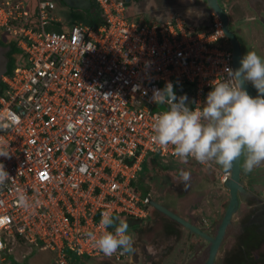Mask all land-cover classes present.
<instances>
[{
    "label": "built area",
    "instance_id": "2783aa9c",
    "mask_svg": "<svg viewBox=\"0 0 264 264\" xmlns=\"http://www.w3.org/2000/svg\"><path fill=\"white\" fill-rule=\"evenodd\" d=\"M96 2L100 24L61 27L55 0H37L34 17L26 0H0V28L18 37L25 55L0 92V141L11 153L0 156L10 175L0 186V264H11L10 245L21 238L59 264H72L70 251L103 254L86 233L102 231L104 212L146 216L150 193L133 181L149 154L175 157L172 146L150 139L153 118L167 110L151 100L154 89L171 82L178 98L192 90L195 110L226 79L224 68L234 70L219 20L211 31H192L180 19H134L125 0ZM211 167L225 184L230 173Z\"/></svg>",
    "mask_w": 264,
    "mask_h": 264
},
{
    "label": "flooded vegetation",
    "instance_id": "af4514ba",
    "mask_svg": "<svg viewBox=\"0 0 264 264\" xmlns=\"http://www.w3.org/2000/svg\"><path fill=\"white\" fill-rule=\"evenodd\" d=\"M144 8L146 17L166 20L151 23L167 24L180 19L192 31H211L219 20L230 35H225L222 41L232 51L233 58L239 51L242 57L245 55L244 45L248 52L255 51L264 58V5H256L253 0H146ZM140 16L141 19L143 14ZM0 33L4 35L1 28ZM246 83L258 95L257 89ZM173 167L185 168L180 164L159 163L152 167V172L141 173L144 184L149 186L146 187L152 195L160 198V204L150 206L151 213L143 218H127L135 251L119 259L104 254L82 257L80 264H186L204 252L218 233L226 220L233 192L237 195V209L216 255V264L227 262L226 247L237 236L244 240L238 247L244 251L242 264H264V249L252 250L264 246V165L249 173L243 169L241 158L229 172L228 186L213 181L208 175L191 173L186 191L179 175L168 170ZM165 209L187 220L189 226L173 219ZM252 251L257 252L249 255Z\"/></svg>",
    "mask_w": 264,
    "mask_h": 264
},
{
    "label": "clouds",
    "instance_id": "9594fccd",
    "mask_svg": "<svg viewBox=\"0 0 264 264\" xmlns=\"http://www.w3.org/2000/svg\"><path fill=\"white\" fill-rule=\"evenodd\" d=\"M240 65L235 70L226 66V79L215 84L204 106L195 110L187 106V96L177 97L171 82L163 90L154 89L151 100L157 105H167V110L153 118L152 143L160 148L172 146V155L182 164H187L192 158L210 168L215 163L225 173H229L241 158L243 169L249 173L264 165V58L255 51H249L241 58ZM246 82L257 89L256 97L245 90L243 86ZM0 156L11 158L8 146L2 141ZM9 177L4 164L0 163V186ZM179 177L186 191L190 187L191 173L180 169ZM218 182L221 183L220 176ZM144 193H150V214V206L154 207L155 199H152L150 189L147 188ZM155 201L159 203V200ZM18 202L24 208L31 206L23 192H18ZM100 228L102 231L98 235L94 232L86 235L96 250L105 256L110 257L118 251L121 254L135 251V242L128 234L129 224L125 220L104 212ZM109 228H114V231H108ZM54 258V264H59L55 255Z\"/></svg>",
    "mask_w": 264,
    "mask_h": 264
},
{
    "label": "water",
    "instance_id": "95a60500",
    "mask_svg": "<svg viewBox=\"0 0 264 264\" xmlns=\"http://www.w3.org/2000/svg\"><path fill=\"white\" fill-rule=\"evenodd\" d=\"M63 1L67 6L73 8V9H81L87 13H91L93 10V7H94V0H63ZM145 1L144 0H141V1H139V0H125V4L128 7H133V14H132L133 16L143 14L142 19L144 21L165 22L166 20H160L157 18L152 19L151 16L150 17L145 16V13H147L146 12L147 9L145 10V8H144ZM250 1L252 2V0H250ZM253 3H255L256 5L260 4L263 6L264 0H253ZM155 9H157V8H155ZM224 31H225V35L228 36L229 34L227 31V28H224ZM12 50H13V46L11 44L4 45V44L0 43V92L3 90L2 77L7 72H9V65H10L9 53ZM241 58H242V54L239 51V53L237 52L236 56H234V70L241 66L240 65ZM243 87L245 88V90L248 91L249 95H251L252 97L257 96L254 93V91L249 87V85L247 83H245ZM192 101H193V91L191 90L188 93L187 101H186V104L190 109L192 107ZM230 181L231 180H229V182ZM229 182L227 181V183H226L227 186H228ZM232 195H233V198H232V201L228 207L226 220L220 226L218 233L212 239L210 245L208 246V248L204 252H202L200 255H196L195 257L191 258L186 264H216V262H217L216 255H218V252L220 250V246L223 243V241H224V239H225V237L229 231V224H230L232 217L234 216V213L237 209V195L235 192H233ZM154 204L159 205L160 203H158L157 201L154 200L153 205ZM165 212L168 213L173 219H176V220L182 222L183 224L189 226V222L187 220L179 217L178 215L173 213V211L165 209ZM124 220L126 221L127 219L125 218ZM2 254L6 258H9V253L7 251H3Z\"/></svg>",
    "mask_w": 264,
    "mask_h": 264
},
{
    "label": "trees",
    "instance_id": "16d2710c",
    "mask_svg": "<svg viewBox=\"0 0 264 264\" xmlns=\"http://www.w3.org/2000/svg\"><path fill=\"white\" fill-rule=\"evenodd\" d=\"M55 1H57V2H59V3H62L63 2V0H55ZM26 2H27V6H28V10H29V12H30V17L31 16H33L34 17V15H35V13H36V11H37V1L36 2H29V1H27L26 0ZM56 2V3H57ZM58 5V4H57ZM66 5V4H65ZM67 6V5H66ZM68 7V9H69V11L70 12H78V13H83V14H85V17L83 18V19H79V20H76V18L75 17H73L74 19H73V21L72 20H69V18H67V13H65L66 14V16H64L65 17V19L63 20V22H62V24H61V27H69V26H71L75 21H80V20H82V21H85L86 23H89V24H91V25H94V26H96V25H98V24H100L101 22H102V17H101V10H100V8L98 7V5H97V2H96V0H94V8H93V10H92V12L91 13H87V12H85V11H83V10H81V9H73V8H71V7H69V6H67ZM132 13H130L129 14V12H128V15H131ZM36 24V23H35ZM21 25H25V26H32V22L30 21V20H27V21H23L22 23H21ZM2 29V28H1ZM3 30V29H2ZM3 32L5 33L4 34V36L3 35H1V37H0V43L1 44H4V45H6V44H11L12 46H13V50L9 53V56H10V65H9V72L11 73L19 64H24L25 63V55H24V53H23V51H22V49L20 48V46L18 45V37L17 36H15V35H13V34H10L7 30L6 31H4L3 30ZM13 36H15L14 38H13ZM12 53L14 54H16V56H18V58L16 59L15 57H13L12 59H11V57H12ZM186 86V85H185ZM187 90V88L186 87H184L183 88V92L185 93V91ZM184 93H182V95H184ZM179 161V159L178 158H176V157H169V156H161V155H159V154H149L146 158H145V161H144V163L142 164V168H141V170L138 172V177H137V179L136 180H134L133 181V184H134V186L137 184L136 182H137V180H138V178L140 179L142 176H141V173L142 172H144L145 171V169H146V171L147 172H152V170H153V166L154 165H158L159 163H162L163 165H165V163L166 164H173V162L172 161ZM158 163V164H157ZM179 163H180V165H182V167H192V168H175V167H173V168H168V170H170L171 172H174V173H176V174H178L179 175V171H180V169H184L185 171L186 170H196V172H198L199 174H201V175H207L206 174V172H213L214 173V175H215V178L213 179V181H219V175H218V173L213 169V168H210L209 166H204V165H202L201 166V164L200 163H198L197 161H195L194 159H192V158H189V161H188V163L187 164H182L180 161H179ZM146 167V168H145ZM194 167H203V168H194ZM166 171V170H165ZM203 172V173H202ZM142 179V178H141ZM140 179V180H141ZM140 186V185H139ZM141 187V186H140ZM142 188V187H141ZM142 190L144 191V192H146L147 191V189L146 188H142ZM120 219H123V217H119ZM111 229H113L114 230V228H111ZM21 242L22 243H25V240L24 239H22L21 238ZM73 253H75V252H73V251H70L69 252V258H70V260H71V262H72V264H80V260H81V258L83 257V258H87V257H89V258H91L90 256H87L86 254H78V255H81V258H74V255H73ZM77 254V253H76ZM11 264H17L16 262H11Z\"/></svg>",
    "mask_w": 264,
    "mask_h": 264
},
{
    "label": "rangeland",
    "instance_id": "374dc122",
    "mask_svg": "<svg viewBox=\"0 0 264 264\" xmlns=\"http://www.w3.org/2000/svg\"><path fill=\"white\" fill-rule=\"evenodd\" d=\"M27 1H31V2H36L37 0H27ZM57 2V1H56ZM57 8L55 9V12L57 15L62 16L64 19L66 16L65 13H67V18H69V20L73 21V17L76 18V20L79 19H83L85 17V14L83 13H78V12H70L68 7L65 5L64 1L62 3L57 2ZM129 14L132 13L133 14V7H130L128 10ZM140 15H136L133 16L134 19L139 20L140 19ZM4 31H6L5 29H3ZM5 34V33H4ZM4 36V35H3ZM0 37H1V33H0ZM15 36H13L14 38ZM244 51L245 54L248 52L247 47L244 45ZM13 57H15L16 59L18 58V56H16V54L12 53ZM252 85V84H251ZM173 165H179V161H172ZM202 166V165H201ZM189 167V166H188ZM185 167V168H188ZM146 168V167H145ZM192 168V167H189ZM194 168H203V167H194ZM146 171V169H145ZM144 171V172H145ZM190 173H194L196 172V170H187ZM198 173V172H196ZM203 173V172H202ZM206 174L210 177V178H215L214 173L212 172H206ZM196 176V174H194ZM141 179V178H140ZM138 178L137 180V186H141L142 188H149V186H147V184H144V181L141 179L140 180ZM147 186V187H146ZM154 196V195H153ZM211 196H215L214 194H211ZM153 199L155 200H160L159 197L154 196ZM188 206H186V209H188ZM248 211H246L244 213L247 214ZM248 235V239L250 236V233L247 234ZM246 241V240H245ZM244 244V240L241 238V236H237L235 238H231L229 240V245L226 247V251H227V262L228 264H235L234 262L240 261L241 264L244 263L245 261V257L244 255V251L241 247V250L238 248L240 245ZM264 249L263 245H260V248H252V250H262ZM257 251H252L250 252L249 255H253L254 253H256ZM74 258H81V255H78L76 253H73ZM179 256V255H178ZM54 254L52 253V251H50L49 249L46 250H39L37 248H35L34 246L28 244V243H22V242H17L16 244H11L10 245V260L11 262H16L17 264H53L54 263ZM225 260L222 262V264H226L227 263Z\"/></svg>",
    "mask_w": 264,
    "mask_h": 264
}]
</instances>
